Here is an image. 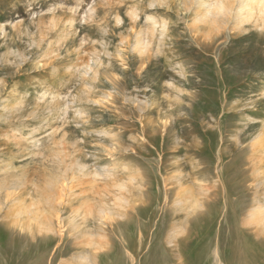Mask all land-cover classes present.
Listing matches in <instances>:
<instances>
[{"label":"rangeland","instance_id":"rangeland-1","mask_svg":"<svg viewBox=\"0 0 264 264\" xmlns=\"http://www.w3.org/2000/svg\"><path fill=\"white\" fill-rule=\"evenodd\" d=\"M0 264H264V0H0Z\"/></svg>","mask_w":264,"mask_h":264}]
</instances>
